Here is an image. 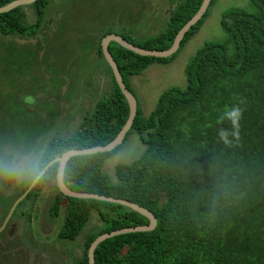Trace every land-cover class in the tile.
<instances>
[{"label": "trees", "instance_id": "obj_1", "mask_svg": "<svg viewBox=\"0 0 264 264\" xmlns=\"http://www.w3.org/2000/svg\"><path fill=\"white\" fill-rule=\"evenodd\" d=\"M12 1L15 0H0V7ZM49 1L36 0L0 14V35L26 40L43 36L44 9ZM216 1H210L202 18L188 30L171 57L139 56L109 43V53L126 88L130 91L129 78L148 66L171 63L201 29ZM202 2L181 0L163 32L141 44L126 40L147 50H167ZM249 6L251 11L234 7L223 13L220 27L225 37L205 42L196 51L185 68L184 88L163 92L147 117L137 106L122 143L133 132L145 149L131 163L117 164L114 180L103 167L122 143L110 152L68 160L63 174L66 188L126 200L156 218L152 231L117 235L101 242L94 251L95 264H264V0H249ZM26 7L38 9L35 22L27 21ZM7 48L15 47L11 44ZM44 49L37 43L26 57L21 51L24 49L18 48L17 58H12L15 65H22L23 60L30 65L33 62L32 93L37 101L34 110L22 108L18 113L0 106V149L8 145L47 146L60 157L72 149L110 143L129 114L110 68V92L85 112L78 128L70 135H47L60 115L57 91L67 65L61 60L63 50L59 48L52 58L56 48L51 46L43 53ZM98 55L103 57L100 47ZM233 105L243 110L240 139L226 146L217 131L220 127L230 128V123L220 125L217 121ZM1 182L3 187L7 185ZM54 185L55 178L35 184L23 201L35 202L43 190ZM28 186L22 185L18 195L9 196V205ZM54 188L56 197L49 213L55 217L64 211L60 239L74 241L93 213L99 222L86 236L78 264H88V248L99 235L148 224L147 218L125 206L66 197Z\"/></svg>", "mask_w": 264, "mask_h": 264}, {"label": "rangeland", "instance_id": "obj_2", "mask_svg": "<svg viewBox=\"0 0 264 264\" xmlns=\"http://www.w3.org/2000/svg\"><path fill=\"white\" fill-rule=\"evenodd\" d=\"M180 1L50 0L44 9L43 36L26 40L0 35V106L11 113H18L22 108L29 111L35 109L33 62L30 65L23 60L22 65H15L11 61L17 58L18 48H23L21 51L27 57L33 53L37 43L45 48L43 53L54 46L56 50L52 58L60 49L63 50L61 60L67 66L63 67L65 75L57 91L60 115L47 135L72 134L85 112L91 110L99 99L106 97L112 86L109 67L105 59L98 55L102 39L113 34L141 44L154 38L165 30L174 7ZM234 7L251 11L249 0H217L201 29L182 46L171 63L152 64L129 78V89L144 117L151 113L163 92L185 87V68L190 59L205 42L219 41L225 37L220 27L221 16ZM25 9L27 14L31 10L28 7ZM5 44L7 47L12 44L15 48H7ZM18 58H21L20 54ZM144 149L138 135L131 132L119 149L105 161L103 171L114 180L115 166L131 163ZM21 188L22 185L14 194L18 195ZM13 191V188L4 189L3 194L9 196ZM55 197L53 186L47 192L43 191L35 202L22 200L25 206L15 208L11 213L14 201L12 205L0 209V264H78L84 254L85 238L99 222L93 213L74 241L60 239L58 233L64 211L55 217L48 214ZM27 215L32 218L31 223Z\"/></svg>", "mask_w": 264, "mask_h": 264}, {"label": "water", "instance_id": "obj_3", "mask_svg": "<svg viewBox=\"0 0 264 264\" xmlns=\"http://www.w3.org/2000/svg\"><path fill=\"white\" fill-rule=\"evenodd\" d=\"M35 1L36 0H15V1H12L9 4L0 7V14L7 13V12L17 8V7L29 6V5L33 4ZM210 1L211 0H203V2L201 4V6L199 7L198 11L196 12V14L192 18H190L187 21V23L178 31V33L176 34V36L172 42V45L167 50H163V51L147 50V49L135 46V45L129 43L126 39H124L120 36H117V35H113V34H108L102 39V41H101V52H102L103 58L105 59L107 65L111 69L110 71L113 73L114 80H115L118 88L120 89L122 95L124 96V98L127 102L128 109H129L128 119H127L125 125L123 126V128L120 130V132L117 134V136L110 143H108L104 146H97V147L86 148V149H82V150L72 149V150H69V151L63 153L61 156H63L67 160V162L70 158H72L74 156H83V155H90V154H96V153H106V152H110V151L114 150L115 148H117L122 143V141H123L126 133L128 132V130L131 128L133 120L137 114L136 99L132 95V93L126 88V86L123 82V79L120 75V72H118L119 69L117 67V64L114 61V59L112 58V56L110 55L109 50H108L109 43L114 42V43L118 44L119 46L123 47L124 49L131 51L134 54H137L139 56L154 57V58L171 57L173 54H175L177 52V50L180 46V43L183 40L185 34L188 32V30L192 26H194L202 18V16L204 15V13L206 12V10L209 6ZM38 16H39L38 9L37 8L31 9L28 13L27 21L30 22L33 19V21L35 22L38 19ZM57 158H59V157H57ZM63 174H62V178L60 180L55 179V185H54L62 195L66 196V197H70V198H75V199H92V200H98V201H104V202L119 204V205H122V206H125V207L131 209L134 212H137L141 216L148 219L147 225L123 228L120 230L112 231L110 233H105V234L99 235L97 238H95L91 242V244L88 248V251H87L88 264H95L94 263V251H95L96 247L101 242H103L104 240L109 239V238L114 237V236H117V235H122V234L136 233V232H149L155 228L156 218L154 217V215L150 211L146 210L145 208L138 206L132 202L122 200V199H114L111 197H106L104 195H98V194H92V193L74 192V191L66 188V185L63 182ZM33 186L34 185H30L27 188V190L14 202V204L11 207L10 213L15 209L17 204L20 203V201H22L27 196V194L33 188Z\"/></svg>", "mask_w": 264, "mask_h": 264}, {"label": "clouds", "instance_id": "obj_4", "mask_svg": "<svg viewBox=\"0 0 264 264\" xmlns=\"http://www.w3.org/2000/svg\"><path fill=\"white\" fill-rule=\"evenodd\" d=\"M243 110L239 105L226 108L218 124L230 123V128L220 127L217 135L228 146L240 139V121ZM231 137V139H230ZM67 160L49 151L47 146L23 147L8 145L0 149V181L16 185H35L55 178L60 180L67 171Z\"/></svg>", "mask_w": 264, "mask_h": 264}, {"label": "flooded vegetation", "instance_id": "obj_5", "mask_svg": "<svg viewBox=\"0 0 264 264\" xmlns=\"http://www.w3.org/2000/svg\"><path fill=\"white\" fill-rule=\"evenodd\" d=\"M5 184H7L5 187H3V184H2V182L0 183V201H1V198H2V200H3V202H0V209L1 208H4L6 205H8L9 204V202H8V198H9V196H11V197H13L14 196V192L15 191H17V187H18V185H16V184H13V183H5ZM12 184L14 185L13 187H12ZM30 186V185H29ZM28 186V187H29ZM8 188H13V192L11 193V195H9V196H7V195H5V194H3V190L4 189H8ZM44 191V190H43ZM42 191V192H43ZM41 192V193H42ZM47 192V191H46ZM41 193H40V195H41ZM23 194V193H22ZM40 195L37 197V198H39L40 197ZM20 197V196H19ZM19 197H17L15 200H14V202L19 198ZM36 198V199H37ZM29 201V200H28ZM13 202V203H14ZM12 205V204H11ZM20 206H25L24 205V203L21 201L20 203H18L17 204V206L15 207L16 209L17 208H19ZM12 207V206H11ZM48 214H49V209H48ZM23 215V214H22ZM27 217H28V215H27ZM28 221L31 223L32 222V218L31 217H28ZM8 226H9V224H7L6 225V229L8 228ZM5 229V230H6ZM4 230V229H3ZM12 234H13V232H12Z\"/></svg>", "mask_w": 264, "mask_h": 264}]
</instances>
